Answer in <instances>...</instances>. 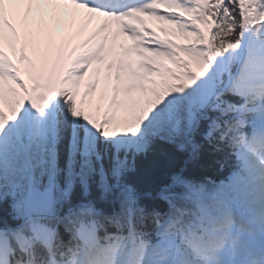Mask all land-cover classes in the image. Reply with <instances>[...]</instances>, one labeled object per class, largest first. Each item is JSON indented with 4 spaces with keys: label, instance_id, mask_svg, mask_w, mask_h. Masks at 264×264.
<instances>
[{
    "label": "snow or ice",
    "instance_id": "snow-or-ice-1",
    "mask_svg": "<svg viewBox=\"0 0 264 264\" xmlns=\"http://www.w3.org/2000/svg\"><path fill=\"white\" fill-rule=\"evenodd\" d=\"M0 264H264V0H0Z\"/></svg>",
    "mask_w": 264,
    "mask_h": 264
},
{
    "label": "trees",
    "instance_id": "trees-1",
    "mask_svg": "<svg viewBox=\"0 0 264 264\" xmlns=\"http://www.w3.org/2000/svg\"><path fill=\"white\" fill-rule=\"evenodd\" d=\"M187 155V152H180L171 144L161 143L153 152L136 158L135 169L130 173V179L141 187H147L163 178L170 171L179 168H185L186 174L199 179L207 177L219 180L227 174V166L221 169L215 163L217 160L224 159L223 154L214 153L208 144L204 145L199 166L194 168L192 165H186ZM230 163L231 161L228 162V164Z\"/></svg>",
    "mask_w": 264,
    "mask_h": 264
},
{
    "label": "rangeland",
    "instance_id": "rangeland-1",
    "mask_svg": "<svg viewBox=\"0 0 264 264\" xmlns=\"http://www.w3.org/2000/svg\"><path fill=\"white\" fill-rule=\"evenodd\" d=\"M16 57H14L13 59H15ZM85 92H87V88L86 86H82L81 89H80V94L81 96H84Z\"/></svg>",
    "mask_w": 264,
    "mask_h": 264
},
{
    "label": "bare ground",
    "instance_id": "bare-ground-1",
    "mask_svg": "<svg viewBox=\"0 0 264 264\" xmlns=\"http://www.w3.org/2000/svg\"><path fill=\"white\" fill-rule=\"evenodd\" d=\"M154 24H155V22H151V25H154ZM5 50L8 51L10 55L12 54V53H11V50L7 47V45L5 46ZM14 57H15V56H13V58H14Z\"/></svg>",
    "mask_w": 264,
    "mask_h": 264
}]
</instances>
